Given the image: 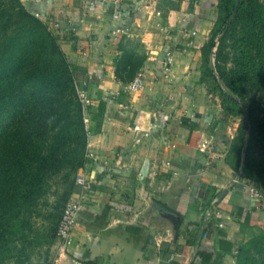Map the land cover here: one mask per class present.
<instances>
[{
	"label": "crops",
	"instance_id": "0c3cea01",
	"mask_svg": "<svg viewBox=\"0 0 264 264\" xmlns=\"http://www.w3.org/2000/svg\"><path fill=\"white\" fill-rule=\"evenodd\" d=\"M217 1L22 0L58 37L90 101L94 157L77 171L89 188L52 264H236L237 247L264 229V197L231 161L240 118L203 76ZM123 37L143 44L136 92L115 77Z\"/></svg>",
	"mask_w": 264,
	"mask_h": 264
},
{
	"label": "trees",
	"instance_id": "16d2710c",
	"mask_svg": "<svg viewBox=\"0 0 264 264\" xmlns=\"http://www.w3.org/2000/svg\"><path fill=\"white\" fill-rule=\"evenodd\" d=\"M234 7L235 0L216 5L202 47L203 76L219 90L223 111L240 116L234 170L241 166L239 178L262 182L264 195V0ZM138 47L140 41H120L115 77L122 83L143 66ZM84 117L58 37L22 0H0V264H52L49 247L88 160ZM235 260L264 264V229L237 247Z\"/></svg>",
	"mask_w": 264,
	"mask_h": 264
},
{
	"label": "built area",
	"instance_id": "2783aa9c",
	"mask_svg": "<svg viewBox=\"0 0 264 264\" xmlns=\"http://www.w3.org/2000/svg\"><path fill=\"white\" fill-rule=\"evenodd\" d=\"M142 86V78L141 74L138 73L126 86L127 90L130 92H136L138 91ZM79 100L83 106V108L86 110V107L89 105L90 101L87 98V96L82 93L78 92ZM84 121L86 122V118L84 117ZM86 157L87 158H93L94 155L90 151H86ZM237 179L235 180V182ZM75 183L79 185L84 191L79 196H74L73 194L70 195V197L67 199L60 219L58 221L57 229H56V237L57 241L62 243H67L71 239V235L73 232V229L76 225L77 217L79 213L84 208V194L89 188V184L86 182V180L82 177V175H76ZM248 192L252 195V197L256 199H263L264 195L261 191H259L255 186L248 184L247 186Z\"/></svg>",
	"mask_w": 264,
	"mask_h": 264
},
{
	"label": "rangeland",
	"instance_id": "374dc122",
	"mask_svg": "<svg viewBox=\"0 0 264 264\" xmlns=\"http://www.w3.org/2000/svg\"><path fill=\"white\" fill-rule=\"evenodd\" d=\"M163 2H165V3H167V1H170V0H162ZM219 1L220 0H218L217 1V4L219 3ZM173 2H175V0H173ZM216 4V5H217ZM137 51H139L138 53L139 54H142L143 53V51L142 50H138L137 49ZM212 51L214 52L215 51V48H213L212 49ZM213 61H214V57H213V53H212V55L210 56V59H209V63H210V65L211 66H213ZM205 78L208 80V81H210V82H212V80H211V78L210 77H206L205 76ZM213 84V83H212ZM237 117H239L240 118V116H237ZM260 149H259V147H257V146H255V150H254V155L257 157V158H259V156H260ZM240 174H241V172H240ZM236 183V182H235ZM248 183H250L251 185H253V186H255L259 191H261L262 192V190H263V185H262V182H248ZM259 229H263V228H258V229H256V230H253L252 232H251V235H250V237L253 235V234H256V233H258V231H259ZM55 242H57V237H56V241ZM44 248H41V251H44L43 250ZM49 255H50V258H52V256L54 255V251H56V248H54V246H50L49 247ZM50 261H51V259L48 261V263H50Z\"/></svg>",
	"mask_w": 264,
	"mask_h": 264
},
{
	"label": "water",
	"instance_id": "95a60500",
	"mask_svg": "<svg viewBox=\"0 0 264 264\" xmlns=\"http://www.w3.org/2000/svg\"><path fill=\"white\" fill-rule=\"evenodd\" d=\"M237 5H238V0H235V7H234V11H233V13L235 12ZM241 170H242V167L240 166L239 171H238V175H240ZM224 192H225V190L222 191V194H223Z\"/></svg>",
	"mask_w": 264,
	"mask_h": 264
}]
</instances>
